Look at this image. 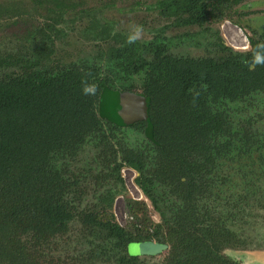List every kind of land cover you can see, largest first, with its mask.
<instances>
[{
    "label": "trees",
    "instance_id": "obj_1",
    "mask_svg": "<svg viewBox=\"0 0 264 264\" xmlns=\"http://www.w3.org/2000/svg\"><path fill=\"white\" fill-rule=\"evenodd\" d=\"M235 1L213 0L212 19L221 15L224 2L227 6ZM184 13L187 15L182 23L186 25H202L209 16L203 7L197 10L189 5ZM101 34L107 32L102 30ZM43 41L41 47L32 48L30 43L31 47L22 54L0 55V264H33L30 256L27 259L25 243L31 244L37 238L47 237L49 232L65 228L74 217L75 207L67 204L64 195L74 179L71 173L62 174L56 164L65 161L74 149L86 147L99 118L107 123V136L102 133L99 138L109 151H105L100 141L97 143L102 144L105 154H111V144L105 141L115 129L125 126L116 112L118 93L133 82H139V89L147 98L149 117L132 127H139L145 143L158 141L157 136L162 139L160 158L164 152L167 163L148 171L143 167V154L135 150L123 152V160L139 171L136 182L163 216L169 234L195 219L198 210L193 197L186 199L182 209L175 207L179 202L171 199L177 191L172 171L182 186L178 195L204 193L208 189L215 195L218 189L225 190L236 169L246 168L247 158L264 152V135L253 126L264 116V108L254 99H245L259 94L264 97V63H254L256 55L264 56V30L260 40L251 39V50L247 53L226 54L227 48L217 40L213 43L216 47L213 55L197 59L167 53L160 48L163 44L155 40L143 43L147 47L143 49L127 42L110 49L103 65L94 56L93 60L82 58L68 63L50 61L48 48L53 42L49 36ZM140 50L152 53V60L141 57ZM85 84L96 85L95 95L83 93ZM240 102L248 109L247 120L233 127L234 120H229L223 107L237 106ZM207 146L217 149L209 153L206 165L199 166L191 155ZM173 162L175 170H170L168 163ZM255 173L249 172L247 176L245 173L244 186L252 183ZM119 183L123 188L122 182ZM112 197L108 191L99 202L110 206ZM132 202L129 201L128 207L134 215L137 204L143 211L144 202L136 205ZM172 209V222L166 224L164 215ZM83 215L81 221L90 231L89 241L84 242L88 249L83 258L98 261L111 245V250L118 252L117 264H135L136 256L128 252L135 240L131 230L113 222L105 212L84 211ZM134 217L133 230L142 240L137 225L145 229L149 220L145 218L142 225ZM162 227L156 223L152 233L158 236ZM32 247L36 249L34 244ZM175 262L193 264L189 258H177Z\"/></svg>",
    "mask_w": 264,
    "mask_h": 264
},
{
    "label": "rangeland",
    "instance_id": "obj_2",
    "mask_svg": "<svg viewBox=\"0 0 264 264\" xmlns=\"http://www.w3.org/2000/svg\"><path fill=\"white\" fill-rule=\"evenodd\" d=\"M64 1L65 5L57 15L54 13L52 0H0V55L22 54L27 51L30 43L32 48L41 47L43 40L49 36L53 42L48 48L50 61L68 63L82 58L93 60L92 56L100 61L103 56L100 51L106 49L112 42L113 33L132 35L136 29H139L140 34L137 39L145 40L153 37L160 28H164V34L171 40L169 46L171 54L206 56L209 52H213L210 43H215L216 39L218 40L217 36L229 46L245 47L249 32L244 29V26H248V23L252 26L260 24L264 8V0H246L243 3L245 6L241 8L247 11V18H251L248 23L246 20L244 23L241 21L240 24L228 21L224 27L219 25L222 22L196 27L182 26V24L173 26L172 19L161 16L155 7H148L147 3L153 0ZM102 30L108 35L101 34ZM131 84L133 85L129 87L140 90L139 82ZM259 95L245 99H254L258 106L264 108V104H261L264 97L262 94ZM245 99L242 101L247 104ZM242 106L240 102L237 106L227 104L223 107V112L230 120H234L232 125L246 122L248 109ZM253 126L259 134L264 135V116L260 117ZM138 130L139 127L134 126L127 132L126 130L113 132L108 137L109 140L105 142L109 145L115 142L114 146L118 148V141L122 146L119 153L121 155L129 150L141 152L145 162L147 161L146 170L148 171L156 168L158 164L165 165L167 160H165L164 152L161 153V159L160 147L147 146L142 140V133ZM94 131L97 133L101 131V128L94 127ZM102 133L107 136L108 129L96 135L100 142L99 137ZM101 143L89 141L86 147L73 150L70 153L71 156H68L65 161L57 162L56 166L61 169L60 172L64 175L71 173L74 179L71 185H67L64 194L67 204L75 207L74 217L65 228L49 232L47 237L37 238L38 240L31 243L37 251L35 252L31 246L32 249L26 255L27 259L30 256L33 264H117L118 256L115 255H118V252L111 250V245L108 246L110 256L107 252L99 257L98 261L95 258H83L88 249L84 242L90 239V231L81 221L84 211L105 212L113 222L131 230L129 232L134 241H139L135 233L137 231L133 230L136 223L134 216H137L136 219L140 220L142 225L145 224V218L149 220L146 221L147 230L137 225V228H140L142 240L159 241L167 244L168 247L157 255L137 256L134 259L135 264H178L175 262L177 258H189L193 264H264V152L254 153L251 158L246 159L248 160L244 163L246 168L249 172L255 171L257 175H252L251 178L254 179L252 183L250 181L247 186L243 185L245 192L242 191L239 195L228 194L230 197L227 199L224 193H220L219 187L214 189H218L215 195H211L209 189L204 193L193 192L182 195L181 192V195H178L182 186L172 171V180L177 191L171 195V199L179 202L175 207L182 209L186 199L193 197V205H196L198 210L195 213V219L183 224V228L181 227L176 233L169 234L163 225V216H159L149 198L144 194L143 197L138 196L139 192L134 188L131 179V176H135V172H123L125 183L122 182L123 188L115 181L116 177H113L115 173L111 171L113 166L120 163L119 156L105 154L103 147L106 152L109 149L104 143L101 147ZM164 145L165 143L163 147ZM216 149L211 150L207 146L201 152H194L191 157L194 163L204 166L209 153ZM173 165L174 162L168 163L170 170H175ZM257 167L260 171L256 169ZM162 171L164 172L163 169ZM251 190L253 193L258 190L259 195L252 196ZM108 191L111 195L113 194V198L111 205L107 206L109 209L105 210L106 205L99 202V199ZM132 195L138 196L136 200L131 199ZM129 201H133L132 205L144 202L143 211L137 204L134 207V210H137L134 215L128 207ZM1 206L0 195V208ZM173 211L174 209L167 211L164 215L166 224L172 222ZM177 214L181 215L182 212ZM156 223L163 226L158 236L152 233ZM129 254L134 255L132 245L129 246Z\"/></svg>",
    "mask_w": 264,
    "mask_h": 264
},
{
    "label": "flooded vegetation",
    "instance_id": "obj_3",
    "mask_svg": "<svg viewBox=\"0 0 264 264\" xmlns=\"http://www.w3.org/2000/svg\"><path fill=\"white\" fill-rule=\"evenodd\" d=\"M52 1H53V4H54L53 5L54 13L57 14V15L60 14V11L63 9V5H65V1L64 0H52ZM244 1H246V0H236L235 1L236 2L235 4H233V5L228 4L227 6H225L227 3L224 2L222 4L223 6H221L222 7V11H220L221 12L220 13L221 15L218 16L217 18H215L214 20L210 16V14H213L214 13V12H212V6H213L212 3H213V0H153V1L149 2V3H147V5H148L149 8L150 7H155L157 9V11H159V14L161 16H164L167 19H172L171 22H172L173 26H175V25L180 26L179 24H182V26L202 27L205 24H207V25L208 24H211L212 25V24H217V23L219 24L220 22H222V24L220 23L219 25H220V27L222 25L224 27V26H226V24H227L228 21H230V22L233 21L235 24L236 23L237 24H240L241 21L244 23V20H246L247 23H248V21L251 18H247V14H248L247 11L246 10L244 11V8L243 9L241 8V7H244L245 6L243 4ZM57 5H59L60 7L57 6ZM188 5L191 6V7L194 6L195 8H197V10H199L201 7H203L204 10L206 11V14L209 15L208 16V20L206 22H204L202 25H198V24H191V25L188 24V25H186V24H183L182 23V20L187 15V13H184V11L188 10ZM261 16H262V22L260 24H258L257 26L256 25L255 26H252L249 23H248V26H244V29H246L249 32V36L246 37L247 38L246 39L247 42L245 44V47L229 46V45H227L222 40V38H220L219 36H217L218 41H221L222 44H223V46H224V48H227V50H225V53L226 54L229 53V52H232V53H247V52H249L251 50V42H250L251 39L260 40V36L262 35L263 30H264V8L262 10V15ZM258 18H259V16L257 17V19ZM257 23H258V21H257ZM163 29L164 28H160L156 32V34L153 35V37H151L150 39H145V40L136 39L132 43H134L137 46V48L139 47V49H143V48H147V47L144 46V44H149L151 41H153V42L156 41L155 43L163 44V45H161L162 47H160V48H164V49L167 50V53H170L169 52V46H170L171 40L168 39L169 37L164 34V30ZM216 32H217V35H218V30L217 29H216ZM129 36L130 35L124 34V33H118V32L113 33L112 42L106 47V49H104L103 51H100L103 54V56L101 57V62L102 63H106V61H104V58L107 57V54L110 51V49H112V48L114 49V48L121 47L125 43L129 42V39H128ZM191 38H193V36ZM117 39H118V41H116ZM216 41H217V39H216ZM210 44L212 46V49L215 50L216 47L214 48L213 43H210ZM214 50H213V52H214ZM213 52H209L206 56H200V57L188 56V57H190V58H197L198 59V58H201V57L211 56V55H213L212 54ZM140 54H141V57L146 58L147 61H151L152 60V57H153L152 56V53H149V52L144 53L143 50H140ZM253 67H254V65L251 64L250 65V68H253ZM129 79L133 81L134 80V77L133 76H130ZM131 85H133V84H130L129 86H131ZM129 86L126 89L119 90V92L120 91H127V92L134 93V94H137V95H141L142 97H144L145 102H146V113H145V117L144 118H140V119L135 120V121H133L131 123L125 124L123 130L122 129L121 130L122 131L126 130V132L134 124L139 123V122H144L149 117V112H148L149 111V106H148V101H147L146 96L142 93V90H137V89H134V88L129 87ZM117 110H118V108L116 109V112H117ZM229 120H230V118H229ZM169 121H168V123H169ZM97 123H98L97 124V127H96L97 129L98 128H101V130H104V131L108 129L107 128V123L103 119L99 118L97 120ZM235 125H237V124H235ZM235 125H233V127ZM121 130L120 129H115L114 132H117V131L121 132ZM220 138H222V137H220ZM112 140L113 139L111 138L110 141L112 142ZM156 140H158V141L160 140V141L159 142L158 141L152 142V141H148L147 140V143H145V144H147V146L160 147L161 146L160 143L162 142L161 141L162 139H160V137L157 136V139ZM222 140L223 139H221L219 141H222ZM89 141L92 142V143H96L97 144V138H96V133H95L94 129H92L90 131ZM114 143L112 142V144L110 146L111 147V154L115 155L116 157L119 156V159H120V163L118 165L116 164V166H113V164H112L113 170L111 172L113 174L115 173V175L113 176V177H116L115 178V181L118 182V183L119 182H123L124 183V179H123L124 178V174H123V172L124 171L135 172V176L134 175L131 176L132 177L131 179H132V182H133V186H134V188L136 190H138V192H139L138 195H140L141 197H143L144 192L143 191L141 192V190L134 183V180L136 181L137 177H139V175H140L139 171H137L136 169H134L131 165H129L128 163H126L123 160V155L119 154L120 153V144H119V142L117 141L118 148H115ZM77 149H79V148H77ZM68 151H70V150H68ZM111 154H109V155H111ZM142 159H143L142 160L143 161V167L145 168L147 161L145 162L144 157ZM150 163H151V161H149V164ZM146 169H147V167H146ZM256 169L258 171H260V169L258 167ZM248 172H249V170L247 168H243L240 171H237V169H236L235 172L233 173L232 181L229 182V183H227L225 185V187H224L225 190L224 191H220V193H222V194L224 193L226 195L225 198H228V194L231 195V193H234L235 195H239L242 191H244L243 190V187H242V185H244V183H242V181L245 179V173H246V176H247ZM250 172L253 173L254 171L250 170ZM255 175H256V173H255ZM217 178L218 177H216L214 179H217ZM263 180H264V171H263ZM245 185L247 186V184H245ZM251 192H252L251 193L252 196L259 195V191L258 190L255 191V193H253L252 190H251ZM112 196H113V194H112ZM131 197H132L131 198L132 200H136V198H134L133 196H131ZM222 200L225 201V199H222ZM108 209H109V207H106L105 208V210H108ZM157 213L161 217V214L158 211H157ZM25 244H26L25 249H26V251L28 253L32 249L31 248L32 245L31 244H28V243H25ZM107 252H108V256H110V251H109L108 247L105 249V254ZM17 257L19 258V256H17Z\"/></svg>",
    "mask_w": 264,
    "mask_h": 264
},
{
    "label": "water",
    "instance_id": "obj_4",
    "mask_svg": "<svg viewBox=\"0 0 264 264\" xmlns=\"http://www.w3.org/2000/svg\"><path fill=\"white\" fill-rule=\"evenodd\" d=\"M117 108L118 116L121 118L124 124H128L145 117L146 102L144 97H142L141 95H137L127 91H120L117 99ZM134 183L142 192V188L137 184L135 180ZM131 245L132 251L134 252V255L132 256L136 257L157 255L165 251L168 247L165 243L151 239L134 241Z\"/></svg>",
    "mask_w": 264,
    "mask_h": 264
},
{
    "label": "clouds",
    "instance_id": "obj_5",
    "mask_svg": "<svg viewBox=\"0 0 264 264\" xmlns=\"http://www.w3.org/2000/svg\"><path fill=\"white\" fill-rule=\"evenodd\" d=\"M140 34V30L136 29V31L128 37L129 42L135 41ZM254 63L260 64L264 63V56L256 55L254 59ZM96 85L95 84H85L82 91L85 95H95L96 93Z\"/></svg>",
    "mask_w": 264,
    "mask_h": 264
},
{
    "label": "built area",
    "instance_id": "obj_6",
    "mask_svg": "<svg viewBox=\"0 0 264 264\" xmlns=\"http://www.w3.org/2000/svg\"><path fill=\"white\" fill-rule=\"evenodd\" d=\"M133 196V195H132ZM138 196H140V195H138ZM138 196H133L134 198H136V197H138Z\"/></svg>",
    "mask_w": 264,
    "mask_h": 264
}]
</instances>
